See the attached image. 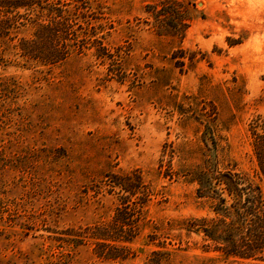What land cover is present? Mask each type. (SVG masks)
I'll return each instance as SVG.
<instances>
[{"label":"rangeland","instance_id":"obj_1","mask_svg":"<svg viewBox=\"0 0 264 264\" xmlns=\"http://www.w3.org/2000/svg\"><path fill=\"white\" fill-rule=\"evenodd\" d=\"M49 2L72 12L84 49L28 59L25 20L0 40V264H146L155 251L231 264L184 222L214 216L201 168L245 173L264 197L250 131L264 114V0ZM123 198L136 238L92 237Z\"/></svg>","mask_w":264,"mask_h":264},{"label":"trees","instance_id":"obj_2","mask_svg":"<svg viewBox=\"0 0 264 264\" xmlns=\"http://www.w3.org/2000/svg\"><path fill=\"white\" fill-rule=\"evenodd\" d=\"M47 1L0 0V40L8 36L11 29L24 24L22 20L35 24L32 38L21 39L18 47L28 59L55 65L66 61L75 49L81 52L84 42L73 28L75 18L72 12L58 6V3ZM250 131L258 174L264 180V114L252 121ZM207 136L205 132L206 139ZM212 140L218 148L216 139L213 137ZM194 172L193 181L199 184L198 197L209 203L214 216L210 219H187L184 224L188 231L203 233L211 241L212 250L231 264H264V197L260 186L247 174L234 169L201 168ZM127 214L124 201L112 224L94 227L91 236L103 241L132 242L139 228L138 217L136 214L135 219H130ZM96 245L105 258L125 260L129 256L126 245L115 248V254L112 253L114 250L104 251L102 248L114 245L99 241ZM165 254L155 251L146 264H162Z\"/></svg>","mask_w":264,"mask_h":264}]
</instances>
